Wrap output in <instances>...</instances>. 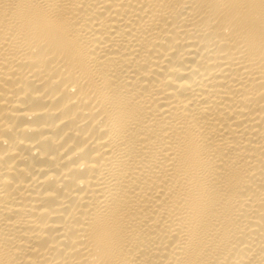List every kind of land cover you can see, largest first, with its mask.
<instances>
[{"label": "bare ground", "instance_id": "obj_1", "mask_svg": "<svg viewBox=\"0 0 264 264\" xmlns=\"http://www.w3.org/2000/svg\"><path fill=\"white\" fill-rule=\"evenodd\" d=\"M0 264H264V0H0Z\"/></svg>", "mask_w": 264, "mask_h": 264}]
</instances>
